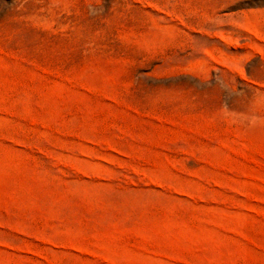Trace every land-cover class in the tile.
Here are the masks:
<instances>
[{
	"label": "rangeland",
	"instance_id": "374dc122",
	"mask_svg": "<svg viewBox=\"0 0 264 264\" xmlns=\"http://www.w3.org/2000/svg\"><path fill=\"white\" fill-rule=\"evenodd\" d=\"M0 264H264V0H0Z\"/></svg>",
	"mask_w": 264,
	"mask_h": 264
}]
</instances>
